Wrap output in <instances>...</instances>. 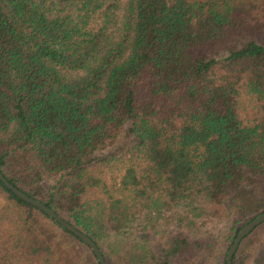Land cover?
<instances>
[{
	"label": "trees",
	"instance_id": "obj_1",
	"mask_svg": "<svg viewBox=\"0 0 264 264\" xmlns=\"http://www.w3.org/2000/svg\"><path fill=\"white\" fill-rule=\"evenodd\" d=\"M0 170L107 264H226L264 211V0H0ZM135 202L188 208L132 230ZM260 224L232 264L255 261ZM85 260L0 180V264Z\"/></svg>",
	"mask_w": 264,
	"mask_h": 264
},
{
	"label": "rangeland",
	"instance_id": "obj_2",
	"mask_svg": "<svg viewBox=\"0 0 264 264\" xmlns=\"http://www.w3.org/2000/svg\"><path fill=\"white\" fill-rule=\"evenodd\" d=\"M108 171L106 170V173ZM122 173V170L120 169L117 174ZM109 172L107 173L108 176ZM159 206V205H157ZM154 205L153 208L156 210L154 212L148 211L147 207L143 206L140 202L132 203V207L130 208L129 215L127 222L125 224V228L128 227V229H134V228H141L145 226H150L151 224H155L157 222H160L162 225L168 224L169 226H174V224H178V218L180 214H184L186 212L188 206L184 204L183 202L172 205L170 208H162L161 210H158V207ZM228 222V219L226 218H213L210 219V221L205 224L203 222V225H206L207 227L211 226H221L224 227ZM127 229V230H128ZM204 229V228H203ZM202 229V230H203ZM256 232H259L260 235V243H259V251L255 254V261L259 258L264 259V224H260L259 227L256 229ZM53 236L56 239V247L58 248H64V247H70L72 244V237L69 234H66L65 232L54 231ZM255 261H252L254 263ZM86 264H91L88 260H85Z\"/></svg>",
	"mask_w": 264,
	"mask_h": 264
},
{
	"label": "water",
	"instance_id": "obj_3",
	"mask_svg": "<svg viewBox=\"0 0 264 264\" xmlns=\"http://www.w3.org/2000/svg\"><path fill=\"white\" fill-rule=\"evenodd\" d=\"M0 180L3 182V184L11 189L17 196L22 198L23 200L37 206L38 208L42 209L44 212H46L51 217L55 218L60 224H62L65 228H67L69 231L75 233L77 236H79L85 243H87L94 254L96 255L97 259L99 260L100 264H107L103 254L101 253L98 245L95 243V241L84 231L77 228L75 225L67 221L65 218H63L60 214H58L55 210H53L51 207H49L44 202H41L40 200L30 196L26 192L22 191L20 188L13 185L1 172L0 170ZM264 221V211L256 215L255 217L251 218L248 222H246L237 232L235 238L231 242V244L228 247V250L226 252V264H232V256L235 250L237 249L240 241L249 233L251 230H253L259 223Z\"/></svg>",
	"mask_w": 264,
	"mask_h": 264
}]
</instances>
